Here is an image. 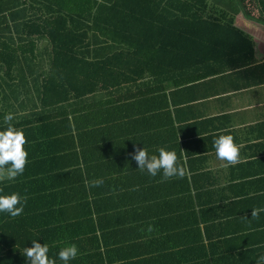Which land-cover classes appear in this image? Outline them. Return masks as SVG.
Masks as SVG:
<instances>
[{
    "label": "trees",
    "instance_id": "16d2710c",
    "mask_svg": "<svg viewBox=\"0 0 264 264\" xmlns=\"http://www.w3.org/2000/svg\"><path fill=\"white\" fill-rule=\"evenodd\" d=\"M240 13L264 24V0H0V25H6L0 28V127L5 126L3 116L8 112L3 103L9 80H21L24 68H31L39 40L51 46L50 68L40 92L42 110L50 108L56 115L64 110L70 115L74 102L75 116L92 119L105 114L110 116L107 123L115 124L139 116L136 113L150 114V109L136 107L137 102L168 100L167 90H182L221 72L222 68L207 70V65L235 53V35L253 52L252 40L235 27ZM63 104L68 106L59 107ZM60 136L26 135L29 156L23 175L14 181L0 180L5 192L27 196L23 214L0 215V264H27L23 247H31L30 239L36 238L49 243L50 255L75 243L79 255L70 264H106L102 239L107 228L103 217L97 222L96 216L134 212L136 206L146 204L154 210L156 202L190 192L183 180H165L138 170L132 154L143 147L142 135L109 138L107 142L118 145L120 152L108 155L104 149L106 155L101 152V156L88 147L86 135H78L79 146L70 143L71 135ZM62 143L69 150L65 158L90 167L93 178L88 184L79 180L55 184L69 188L56 193L39 179L46 174L49 180L60 178L54 168L29 173L28 169L36 163L60 161L55 146ZM97 179L103 183L94 186ZM59 196L70 198L56 201ZM204 232L212 240L208 228ZM218 239L222 250L209 254L207 264H256L264 253V239L248 242L247 235L225 234Z\"/></svg>",
    "mask_w": 264,
    "mask_h": 264
},
{
    "label": "crops",
    "instance_id": "0c3cea01",
    "mask_svg": "<svg viewBox=\"0 0 264 264\" xmlns=\"http://www.w3.org/2000/svg\"><path fill=\"white\" fill-rule=\"evenodd\" d=\"M235 27L252 40L253 52L243 38L235 35V53L207 65V70L222 68L221 72L182 90H167L168 100L137 102L136 107L150 109V114L142 117L136 113L139 116L115 124L107 123L110 116L105 114L92 119L90 114L75 116L74 102L70 103V115L64 110L58 115L50 108L42 110L40 92L51 59V46L44 39L36 42V57L31 56V68H24L21 80H9L3 105L14 114L11 123L26 135H71L70 143L77 146L78 135H86L88 147L97 150L96 156H101L104 149L108 155L114 150L120 152L118 145L107 142L109 138L142 135L141 144L149 152L156 153L160 147L175 149L181 162L186 163L188 174L174 178L183 180L190 192L156 202L154 210L146 204L136 206L134 212L123 210L95 217L97 222L103 217V227L107 228L102 239L106 264H207L209 254L222 250L218 235H247L248 242L264 239V211L251 217L253 208L264 207V24L240 13L235 16ZM13 37L17 40L14 30ZM101 121L104 123L90 125ZM222 131L241 145L236 164L215 155L213 140ZM55 148L62 157L60 161L52 165L36 163L28 173L54 168L60 178L49 180L50 174H46L39 179L51 184L56 193L69 190L55 185L65 180L91 182L90 167L66 159L69 150L65 144ZM76 170L78 173H73ZM66 173H73V177ZM69 198L59 196L55 200ZM205 227L212 240L206 239Z\"/></svg>",
    "mask_w": 264,
    "mask_h": 264
},
{
    "label": "clouds",
    "instance_id": "9594fccd",
    "mask_svg": "<svg viewBox=\"0 0 264 264\" xmlns=\"http://www.w3.org/2000/svg\"><path fill=\"white\" fill-rule=\"evenodd\" d=\"M14 114L7 112L3 116L5 126L0 127V180L14 181L23 175L28 163L29 153L26 149L27 139L22 128L16 127L11 121ZM213 148L217 159L229 164L240 161L241 145L234 142L230 133L221 132L213 140ZM138 170L146 172L149 176L160 175L162 179L182 178L188 174L186 163L178 158L175 149L160 147L156 153L149 152L148 148L136 147L132 154ZM103 181H92L94 186H99ZM27 196L18 191L5 192L0 188V215L15 218L24 213ZM264 211V207L253 208L251 217H256ZM31 247H23L22 254L27 264H70L79 255V248L75 243H69L59 248L55 254L50 255L48 242L42 244L39 238L30 239ZM256 264H264V255L258 256Z\"/></svg>",
    "mask_w": 264,
    "mask_h": 264
}]
</instances>
